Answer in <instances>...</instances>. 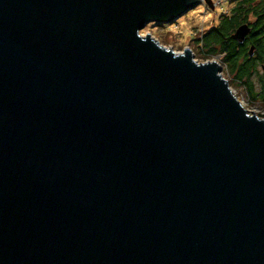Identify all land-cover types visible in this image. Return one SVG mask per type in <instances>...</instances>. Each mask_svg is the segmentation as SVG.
<instances>
[{
	"label": "water",
	"instance_id": "obj_1",
	"mask_svg": "<svg viewBox=\"0 0 264 264\" xmlns=\"http://www.w3.org/2000/svg\"><path fill=\"white\" fill-rule=\"evenodd\" d=\"M202 1L0 0V264H264V117L141 33Z\"/></svg>",
	"mask_w": 264,
	"mask_h": 264
},
{
	"label": "flooded vegetation",
	"instance_id": "obj_2",
	"mask_svg": "<svg viewBox=\"0 0 264 264\" xmlns=\"http://www.w3.org/2000/svg\"><path fill=\"white\" fill-rule=\"evenodd\" d=\"M225 14L236 18L227 49L230 86L248 103L264 107V0H235ZM240 26L245 27L242 39L236 35Z\"/></svg>",
	"mask_w": 264,
	"mask_h": 264
},
{
	"label": "rangeland",
	"instance_id": "obj_3",
	"mask_svg": "<svg viewBox=\"0 0 264 264\" xmlns=\"http://www.w3.org/2000/svg\"><path fill=\"white\" fill-rule=\"evenodd\" d=\"M204 1V0H203ZM199 4L196 8L185 13L173 23H158L150 22L141 31L146 35L150 33L160 43L165 46L172 47L175 51L181 52L186 47L192 48L195 58L204 62L209 59H217L223 66V75L230 80V74L227 65L222 61L221 56L205 58V55L200 52L199 44L196 43V38L200 37L202 31L205 32L212 26L216 25L220 17L225 14L229 6L235 0H212L214 8L212 9L206 2ZM236 94V88H232ZM250 113H256L260 117H264V107L254 103H248L243 96H237Z\"/></svg>",
	"mask_w": 264,
	"mask_h": 264
},
{
	"label": "trees",
	"instance_id": "obj_4",
	"mask_svg": "<svg viewBox=\"0 0 264 264\" xmlns=\"http://www.w3.org/2000/svg\"><path fill=\"white\" fill-rule=\"evenodd\" d=\"M235 20L236 18L229 19L226 14H223L216 25L205 32L202 31L201 36L195 39L196 43L199 44L200 52L205 55V58L220 55L227 67L231 66V58L230 54L227 53V49L231 39L229 36L230 29L235 26Z\"/></svg>",
	"mask_w": 264,
	"mask_h": 264
},
{
	"label": "built area",
	"instance_id": "obj_5",
	"mask_svg": "<svg viewBox=\"0 0 264 264\" xmlns=\"http://www.w3.org/2000/svg\"><path fill=\"white\" fill-rule=\"evenodd\" d=\"M203 2H205V0H204ZM241 103H242V102H241Z\"/></svg>",
	"mask_w": 264,
	"mask_h": 264
}]
</instances>
